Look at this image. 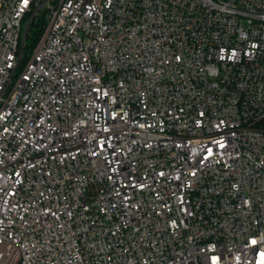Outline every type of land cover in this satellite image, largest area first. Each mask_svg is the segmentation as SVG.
I'll use <instances>...</instances> for the list:
<instances>
[{
    "label": "built area",
    "instance_id": "built-area-1",
    "mask_svg": "<svg viewBox=\"0 0 264 264\" xmlns=\"http://www.w3.org/2000/svg\"><path fill=\"white\" fill-rule=\"evenodd\" d=\"M0 264H264V0H0Z\"/></svg>",
    "mask_w": 264,
    "mask_h": 264
},
{
    "label": "trees",
    "instance_id": "trees-1",
    "mask_svg": "<svg viewBox=\"0 0 264 264\" xmlns=\"http://www.w3.org/2000/svg\"><path fill=\"white\" fill-rule=\"evenodd\" d=\"M42 32H43V18L41 17L34 18L29 25L25 39L24 49L26 55L35 46Z\"/></svg>",
    "mask_w": 264,
    "mask_h": 264
}]
</instances>
